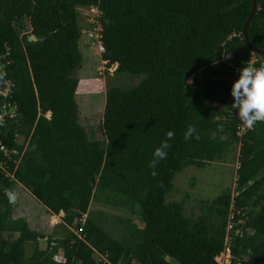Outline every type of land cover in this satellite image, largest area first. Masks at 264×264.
I'll return each instance as SVG.
<instances>
[{
    "label": "trees",
    "instance_id": "trees-1",
    "mask_svg": "<svg viewBox=\"0 0 264 264\" xmlns=\"http://www.w3.org/2000/svg\"><path fill=\"white\" fill-rule=\"evenodd\" d=\"M90 6L100 11L104 67L140 78L105 89L102 140L88 137L74 100L78 9ZM256 6L247 37L264 51V0ZM249 9L250 0H0V88L10 85L0 111L8 103L17 114L0 129L2 146L16 153H0V264H217L226 245L229 264H264V122L238 137L230 109L250 57L241 36ZM189 125L196 132L185 141ZM168 131L175 135L153 177L149 163ZM236 147V196L225 189L202 201L195 219L166 200L177 173L223 161ZM14 185L47 214H63L58 231L44 236L11 217ZM92 205L138 223L118 221L114 238L87 216Z\"/></svg>",
    "mask_w": 264,
    "mask_h": 264
},
{
    "label": "rangeland",
    "instance_id": "rangeland-1",
    "mask_svg": "<svg viewBox=\"0 0 264 264\" xmlns=\"http://www.w3.org/2000/svg\"><path fill=\"white\" fill-rule=\"evenodd\" d=\"M83 10L78 9L79 16ZM79 24L82 25V16ZM30 37V36H29ZM28 37V38H29ZM27 38V40H28ZM31 41H34L32 39ZM81 62L79 69L73 73V77L78 80L74 100L78 108V122L85 129L89 138L102 140L101 121L104 106V92L108 86L129 89L135 86L139 77L128 75H118L114 73L115 65L106 69L105 62L101 61L96 47L90 45L86 36L81 35L78 43ZM228 57L222 61L225 62ZM186 84H190L187 81ZM237 114V113H236ZM48 118V115L45 116ZM17 145L22 143V138L17 137ZM237 147L224 158L223 161L207 164L203 169L188 167L177 173L172 181V191L167 195V201L182 202L184 214L190 219H195L200 214V203L212 200L219 196L225 189L236 196L234 192V171L237 167ZM8 193V192H7ZM10 204L12 205L11 217L13 219H23L30 228L42 231L44 236H49L59 230L61 216H51L25 189L14 185L9 191ZM98 212H101L98 214ZM87 216L98 218L105 232L116 238L121 227L118 221L125 220L137 225V220L130 216L128 212L118 209H110L92 205L88 209ZM103 222V223H102ZM229 236L227 237V241ZM228 244V242L226 243ZM39 250L47 248L45 239L37 242ZM33 250L31 244L25 245L26 255H30ZM226 252L220 254L216 261L221 264L226 263ZM55 260H60L59 255Z\"/></svg>",
    "mask_w": 264,
    "mask_h": 264
},
{
    "label": "clouds",
    "instance_id": "clouds-1",
    "mask_svg": "<svg viewBox=\"0 0 264 264\" xmlns=\"http://www.w3.org/2000/svg\"><path fill=\"white\" fill-rule=\"evenodd\" d=\"M231 96L233 103L230 109L237 113L243 127L251 130L258 122H264V63H260L258 67L248 63L239 69L238 78L231 88ZM47 115L49 118V113ZM195 132V127L189 125L184 133L185 141L191 139ZM174 135V132L168 131L166 139L154 150L153 159L149 163L153 177L158 175L155 170L157 165L167 158V150L171 147L169 141Z\"/></svg>",
    "mask_w": 264,
    "mask_h": 264
},
{
    "label": "built area",
    "instance_id": "built-area-1",
    "mask_svg": "<svg viewBox=\"0 0 264 264\" xmlns=\"http://www.w3.org/2000/svg\"><path fill=\"white\" fill-rule=\"evenodd\" d=\"M82 10H83V12H81L82 14H80V16H82V25H83V27L81 28V35H84L87 37V39L90 41V45L96 47L97 52L100 55L104 52V48H103L102 42H101L102 26H101V23L99 20L100 11L98 10L97 6H90L88 8L82 9ZM254 62H255V59L253 57V54L250 53L248 63L253 64ZM9 87H10V85H8V83L5 82V83H3V88H0V96L3 99L8 96ZM16 117H17V114H16L14 106H11L8 103H5V104L2 103L1 111H0V129L4 126V124L7 121L14 120ZM235 118H237V120H238L236 136L239 137L242 133L245 132L246 128L242 126L240 120L238 119V115L236 113H235ZM0 153L2 154L3 157H8L9 154H16L15 151H13V150H11V151L6 150L2 146L1 142H0ZM231 219H232V215L230 214L229 215V221L227 224V232L232 227V224L230 223ZM225 252H226V256H227L225 264H229L230 256H229V251H228L227 245H226V248L224 249V251L220 254H224ZM218 256L216 258H218ZM216 258H215V262L217 264H221L218 261H216Z\"/></svg>",
    "mask_w": 264,
    "mask_h": 264
},
{
    "label": "water",
    "instance_id": "water-1",
    "mask_svg": "<svg viewBox=\"0 0 264 264\" xmlns=\"http://www.w3.org/2000/svg\"><path fill=\"white\" fill-rule=\"evenodd\" d=\"M256 11H257L256 0H250V9H249V12L246 16V19L244 20L243 25H242L241 36H242V40H243V43H244L246 49L250 53L257 55V56H260V57H264V51H260L259 49L251 46L249 44L248 37H247V26L249 24V21L255 15ZM32 39H34V37H29L28 41H31ZM6 196L8 197V200L10 202L11 198H9V196H10L9 192L6 194Z\"/></svg>",
    "mask_w": 264,
    "mask_h": 264
},
{
    "label": "crops",
    "instance_id": "crops-1",
    "mask_svg": "<svg viewBox=\"0 0 264 264\" xmlns=\"http://www.w3.org/2000/svg\"><path fill=\"white\" fill-rule=\"evenodd\" d=\"M61 215L63 216V214L60 212V213H58L57 215H51V216H61ZM62 216H61V217H62Z\"/></svg>",
    "mask_w": 264,
    "mask_h": 264
}]
</instances>
